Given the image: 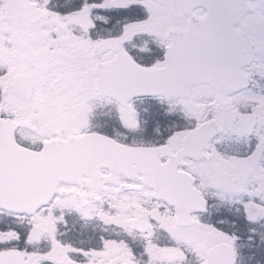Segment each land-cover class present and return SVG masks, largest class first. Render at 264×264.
Returning <instances> with one entry per match:
<instances>
[{"label": "snow or ice", "instance_id": "6c2138e0", "mask_svg": "<svg viewBox=\"0 0 264 264\" xmlns=\"http://www.w3.org/2000/svg\"><path fill=\"white\" fill-rule=\"evenodd\" d=\"M0 264H264V0H0Z\"/></svg>", "mask_w": 264, "mask_h": 264}]
</instances>
